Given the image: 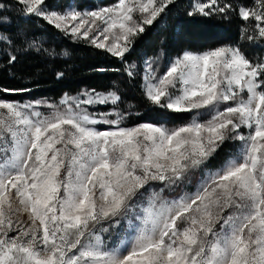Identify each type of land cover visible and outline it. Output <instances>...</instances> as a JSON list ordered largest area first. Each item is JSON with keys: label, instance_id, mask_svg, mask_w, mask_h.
Masks as SVG:
<instances>
[{"label": "snow or ice", "instance_id": "6c2138e0", "mask_svg": "<svg viewBox=\"0 0 264 264\" xmlns=\"http://www.w3.org/2000/svg\"><path fill=\"white\" fill-rule=\"evenodd\" d=\"M175 2L116 0L81 11L15 0L25 17L117 59L130 79L138 75L127 61L136 40ZM230 14L247 23L241 39L264 44V0H206L188 12ZM0 45V67L26 51L59 55L27 35L0 34ZM158 61H144L143 95L190 114L181 126H123L118 89L65 93L58 103L0 96V264H264V58L222 45L185 50L162 74ZM98 106L112 110L90 111ZM228 142H239L237 152L209 169ZM197 174L195 191L164 196ZM121 228L124 239L112 245Z\"/></svg>", "mask_w": 264, "mask_h": 264}, {"label": "trees", "instance_id": "16d2710c", "mask_svg": "<svg viewBox=\"0 0 264 264\" xmlns=\"http://www.w3.org/2000/svg\"><path fill=\"white\" fill-rule=\"evenodd\" d=\"M115 2L116 0H48L50 6L57 10L68 6L79 10L95 6L105 7ZM197 2L206 0H176L174 5L169 6L163 18L148 27L136 40L127 61L138 66V75L130 79L123 71L124 65L103 50L96 49L87 41L65 36L42 20L25 17L15 0H0V34L9 35L13 39L24 35L35 37L43 43L44 48L59 53L58 56L51 57L26 51L19 55L14 65L0 67V90L29 89L15 95L0 92V96L19 102L43 100L58 103L65 93L72 96L88 89L98 92L118 89L122 97L118 111L125 114L122 122L124 126L151 122L174 128L186 124L191 118L190 114L160 109L145 100L139 74L143 71L145 60L159 57V72L162 74L167 63L185 50L200 53L222 45H239L250 60L264 58V44H253L241 39V29L247 23L237 15L230 14L229 19L221 16H188V12ZM220 2H229L234 6L252 4V0ZM98 68H106L108 71L101 73L96 71ZM58 72L63 73L59 79ZM110 108L111 106H99L103 111ZM237 145L238 142L226 143L209 162L208 167L216 168L224 163L237 149Z\"/></svg>", "mask_w": 264, "mask_h": 264}, {"label": "rangeland", "instance_id": "374dc122", "mask_svg": "<svg viewBox=\"0 0 264 264\" xmlns=\"http://www.w3.org/2000/svg\"><path fill=\"white\" fill-rule=\"evenodd\" d=\"M68 7L75 8V7H73V6H68ZM68 7H67V8H68ZM100 7H104V6H100ZM100 7H99V6H95V7H87V8H85V9H82L81 11H84V10H96V9H98V8H100ZM53 9H54V8H53ZM98 23H99V22H98ZM169 62H170V61H169ZM169 62L167 63L166 67L168 66ZM166 67H165L164 71L166 70ZM164 71H163V72H164ZM76 95H77V94H76ZM72 96H75V95H72ZM37 101H43V100H37ZM31 102H34V101H31ZM45 102H46V101H45ZM58 102H59V101H58ZM21 103H29V102H28V101H24V102H21ZM47 103H50V102H47ZM41 110H43V111H45V112L47 111V109H41ZM111 110H112V109L110 108L109 110L103 111V110L99 109V106L96 107V108H94V109H90V111L95 112V113H97V114H99V113H103V112H109V111H111ZM190 119H191V118H190ZM142 123H151V122H142ZM139 124H140V123H139ZM151 124L158 125V124H155V123H151ZM136 125H138V124H134V125H131V126H125V127H133V126H136ZM123 126H124V125H123ZM102 127H107V126H102ZM169 127H171V126H169ZM246 131H247V130L245 129V132H246ZM230 143H233V142H230ZM239 146H240V145H239V142H238L237 149H236L235 151H233V152L228 156V158L237 152ZM228 158H227V159H228ZM227 159H226V160H227ZM224 162H225V161H224ZM222 164H223V163H222ZM222 164H221V165H222ZM221 165L217 166L216 168L220 167ZM208 168H209V167H208ZM216 168H209V169H216ZM198 178H199V176H198V174H197V176L193 177L191 183H190L187 187H181V188H178V189H176V190H175L174 192H172V193H169V192L165 191L164 196H165L166 198H168V199H173V198H176V197L182 195L183 192H185V191H187V192H193V191H195V185H196V183H197V181H198ZM21 218L23 219L24 217H21ZM124 236H125V229H124V228H121L120 231H119V233H113L112 238H111V244H112V245H117V244H119V243L121 242V240L124 239ZM106 238H107V237H106Z\"/></svg>", "mask_w": 264, "mask_h": 264}]
</instances>
